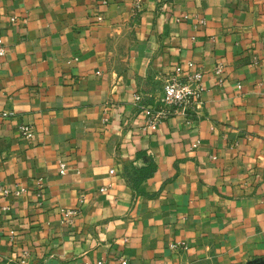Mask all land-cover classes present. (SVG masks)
Returning a JSON list of instances; mask_svg holds the SVG:
<instances>
[{
	"label": "crops",
	"instance_id": "obj_1",
	"mask_svg": "<svg viewBox=\"0 0 264 264\" xmlns=\"http://www.w3.org/2000/svg\"><path fill=\"white\" fill-rule=\"evenodd\" d=\"M0 28V264L264 261V0H0ZM188 60L201 107L144 128Z\"/></svg>",
	"mask_w": 264,
	"mask_h": 264
},
{
	"label": "built area",
	"instance_id": "obj_2",
	"mask_svg": "<svg viewBox=\"0 0 264 264\" xmlns=\"http://www.w3.org/2000/svg\"><path fill=\"white\" fill-rule=\"evenodd\" d=\"M6 49L4 35L0 28V59L4 57ZM222 70L223 65L219 63L215 68V72L220 74ZM162 90V97L158 104H147L142 101L140 94H136V99L140 102L138 105L143 109L146 117L144 128H155L165 118L176 112L189 116L192 111L201 107L205 91L203 72L192 60H188L185 65L177 64L164 74ZM19 129L26 136H33L34 134L33 128L27 123L21 124ZM65 167V163L61 162L62 173L65 172ZM103 189H106V187ZM4 191L8 192L9 190L4 189ZM61 210L64 221L73 224L78 209L62 208ZM178 245L179 242L172 243L174 247ZM22 262H24L23 259ZM126 262L127 260H122L123 264H126Z\"/></svg>",
	"mask_w": 264,
	"mask_h": 264
},
{
	"label": "trees",
	"instance_id": "obj_3",
	"mask_svg": "<svg viewBox=\"0 0 264 264\" xmlns=\"http://www.w3.org/2000/svg\"><path fill=\"white\" fill-rule=\"evenodd\" d=\"M155 164L154 163H150L148 164V166L146 167H142L139 168L138 170L140 171V174L137 176V178L135 179V183L138 184L139 181L144 178L145 176L150 175L154 170H155Z\"/></svg>",
	"mask_w": 264,
	"mask_h": 264
},
{
	"label": "water",
	"instance_id": "obj_4",
	"mask_svg": "<svg viewBox=\"0 0 264 264\" xmlns=\"http://www.w3.org/2000/svg\"><path fill=\"white\" fill-rule=\"evenodd\" d=\"M247 264H264V261L260 259H252V260H249Z\"/></svg>",
	"mask_w": 264,
	"mask_h": 264
}]
</instances>
